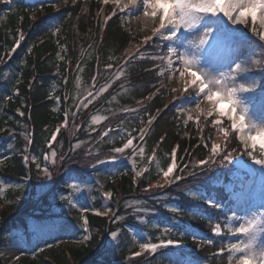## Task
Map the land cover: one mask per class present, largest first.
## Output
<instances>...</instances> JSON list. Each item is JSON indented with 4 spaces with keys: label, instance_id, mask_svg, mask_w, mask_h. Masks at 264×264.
<instances>
[{
    "label": "trees",
    "instance_id": "trees-1",
    "mask_svg": "<svg viewBox=\"0 0 264 264\" xmlns=\"http://www.w3.org/2000/svg\"><path fill=\"white\" fill-rule=\"evenodd\" d=\"M114 9V5L104 4L103 0H9L7 3L0 0V56L10 52L20 33L24 35V40L11 57L0 62V77L6 76V79L0 78V187H5L3 195H0V248L11 244L17 237L15 232H19L28 242L33 237L42 241L50 240L55 250H61L62 254L68 252L73 256V264H97L101 258L105 264H173L168 255H162H171L168 249H159L155 255L148 252L139 256L131 255L138 250V240L141 243H158L160 240L171 239L192 246L198 244L195 235L200 232L213 243L207 244L203 240L201 251H189L180 247L186 255L179 256V259L196 261L197 264H228V239L223 235L212 234V226L216 222H220L222 227L226 223L228 213L225 207L219 210L210 207L202 199L190 198L189 192L203 186L208 195L223 204L229 200L231 205L234 201L230 200V194L224 185L230 181L229 169H236L234 160L244 155L243 146L227 118H222L221 124L213 125L212 121L216 120L214 117L204 121L201 119V122L189 121L186 114L177 112L176 102L164 109L165 94L173 95L166 86L140 107L139 113L123 112L124 108L145 100L158 86L165 84L166 80L157 76L155 70L146 71L153 64H163V61L139 58L128 65L123 76L114 79V74L123 63L122 57L129 49L134 53L141 46L143 50H154L152 54L145 53V56L161 55L156 51L164 50L166 41L153 37L147 45L143 44L140 34L134 33L125 25L126 16L122 20L118 18L123 16L119 9H115L117 16L105 24V18L111 16ZM248 27L251 28L249 25ZM109 64L112 65L110 69L107 68ZM77 65L81 70H78ZM94 76L97 77L95 82L92 79ZM161 79L163 84L159 82ZM260 79L264 85V73H260ZM103 85L111 86L86 109H77L76 105L82 98ZM9 96L11 99H8ZM65 96L68 97L67 100ZM18 108L24 112L23 117L17 114ZM157 109L163 111L151 128L145 129L144 141H134V145L144 147L143 157L138 154L135 158V171L148 168L147 172H142L139 182L137 178L134 180L135 172L128 160L117 162L120 164L118 168H113L111 164L97 169L88 166L95 161L97 146L103 158L112 147L122 146L125 132L138 136V131L134 129L144 127L149 119L146 113L155 115ZM66 111L69 113L67 127L61 128L57 135L58 142H53V148L58 153L62 151L67 154L77 141L83 143L81 149L72 152L71 157L66 158L62 164L58 160L55 168L49 165L54 173L56 186L61 187L66 173L74 171L80 180L90 181L94 186L92 209L103 211V205L107 204L123 217L112 223V216H96L91 210L86 215L90 239L82 245L73 246L71 240H81L79 233H84L79 228L57 229L42 238L29 230V223L37 218L55 219L50 211L54 202L50 193H43L39 208L28 215L31 198L38 191V181L35 178L34 163L29 165L31 179H26L29 173L21 156L26 144L23 134L27 133L33 140L28 146V152L40 157L43 164L42 153L48 150L47 139L64 123ZM72 113H76L75 118ZM93 115L101 117L102 121L94 123L91 119ZM74 125H79V128ZM107 128L114 131L101 140L97 133ZM221 128L228 130L227 137ZM183 130L187 132L185 137L182 135ZM198 132H201V136H197ZM161 136L165 137L163 142H160ZM223 138L228 152L236 150L233 152L234 159L231 164L225 163L224 166L217 162L213 166L214 170L206 177L200 168L195 167L198 160H204L209 155L210 149L204 147V142L211 145ZM177 145L178 169L173 175L179 174L183 179L163 189L150 187L156 185L157 180L162 177L157 164L166 168L170 162L171 150ZM89 148L93 149V156L85 154ZM153 149L156 150V160L149 164L148 157L152 155ZM125 155L130 157V150H126ZM184 164H189L198 173V177L179 172ZM217 173L223 175L219 177V183H214L218 179ZM17 184L20 185L18 189L15 187ZM145 188L150 190L145 192ZM63 191L67 192L68 189L64 188ZM105 191L113 192L110 201L103 200L102 193ZM17 197H21L19 201ZM137 200L141 201L140 205L136 204ZM171 204L180 208L181 214L168 211L165 205ZM134 205L154 208L161 214H149L146 223H142L132 212ZM67 214L63 216L66 217ZM71 214L75 215L77 212L72 211ZM56 218L54 221L57 224L71 221ZM129 227L136 231L138 240L133 237ZM117 229L119 246L106 252L108 234ZM222 247L225 248L224 253L217 255ZM47 250L45 247L39 255L33 254V257L27 259V264L45 262L44 254Z\"/></svg>",
    "mask_w": 264,
    "mask_h": 264
},
{
    "label": "snow or ice",
    "instance_id": "snow-or-ice-1",
    "mask_svg": "<svg viewBox=\"0 0 264 264\" xmlns=\"http://www.w3.org/2000/svg\"><path fill=\"white\" fill-rule=\"evenodd\" d=\"M9 2V0H4ZM112 2L119 8L120 13L123 16L118 17L123 19L124 16H133L141 11L143 18H147L151 21L153 27L151 29L152 35L144 37L142 43L147 45L149 41H152L153 37H159L162 41H167L165 45L167 48V55H149L145 56L147 49L143 51L137 48L133 53L131 49L128 50L126 55L122 57L123 63L119 66L118 71L114 74V79H119L125 74V69L136 59H151L153 61H163V64H153V66L146 71H156L157 76L165 77V73L169 75L166 77L169 81L176 78L178 73L179 79L183 81V92H187L189 88L192 89L194 95L188 100L182 101L181 106L177 108L178 113L184 111V105L189 103H196V111H203L200 108L199 100H206L211 105L210 110L207 111V116L213 115L226 117L231 123V129L236 133V137L239 143L243 146L244 153L251 160L252 164L259 166V173L261 176V193L259 206L255 203V196L251 189V181L246 178V175H242L241 172L246 170L247 174L255 175L257 169L252 168L244 160L236 158V169L233 171L229 169L228 175L230 177L229 183L224 185L226 191L230 194V200L235 201L236 206L239 208L241 204H245L243 208V215H237L235 211L232 212V216L227 218V222L224 227L227 228L228 233L231 236H235L236 242H229L227 245V251L229 252V264H264V124H258L253 118L252 113L255 112L257 105V96L259 97V105L264 108V85L260 84L254 76L248 75L256 69H264V31H257L256 24L259 23L261 27H264V0H112ZM104 4H108L109 0H103ZM117 12L114 9L111 16L105 18L106 24L112 17H116ZM137 19H140V15H136ZM249 21L252 23V27L249 28ZM242 26V27H241ZM59 31V29H56ZM251 33V34H250ZM257 37L258 39H253ZM24 40L23 33H20L18 38L15 39L14 46L10 52L5 56H0V62H4L6 58H10L20 45V42ZM243 57V58H242ZM259 57V58H257ZM203 61V63H202ZM112 65H107V68H111ZM221 67H227L228 71H220ZM78 70L79 65H77ZM6 79V76L0 77ZM95 82L97 77L94 76ZM163 84V79L159 81ZM67 83V78H65ZM154 86V85H153ZM108 85L101 86L94 93L89 92L88 96L91 98H85L80 104L76 105L77 109L87 108L94 99L99 97L101 93L107 90ZM257 88H261L259 93L256 92ZM153 93L146 99L151 100L156 94ZM172 92L180 91L173 88ZM19 94V89H16V95ZM11 99V96L8 97ZM67 100L68 97L65 96ZM59 102V97L56 98ZM138 104L142 102L138 101ZM223 105L224 107H221ZM168 105L165 104L164 109H167ZM140 109L124 108L123 112L127 113H139ZM162 109H157L155 115L146 113L149 116L147 124L144 127H140L138 130V136H132L130 133L125 132L122 146L112 147L108 154L101 158L99 148L97 146L95 150V161L89 163V167L97 169L99 165L111 164L113 168L120 166L117 161L123 163L129 158L132 159V167L135 172L134 180L141 177L142 172H147L148 168L142 171H135L136 160L135 157L139 154L143 157L144 147L142 145L134 146V141H144L146 131L150 129L153 122L156 121L161 113ZM17 114L20 117L24 116V112L17 109ZM68 112H65L64 123L56 128L50 138L47 139L46 146L47 151L42 153L43 164L40 161V157L32 155L28 152V146L33 143L32 138L27 133H24V139L26 141L25 149L21 153L24 166L28 169L29 175L27 180L31 179L30 164H35L36 176L38 181H41L38 185L39 191L45 194H51V200L55 202L57 199L60 201H67L70 206H76L79 203L78 197H84V189L81 185H87L86 180H73L72 182L65 181L61 187L56 186L54 180V173L50 170L49 165L53 168L57 166L59 160L61 164L66 158H70L72 152L80 148L82 141L71 146L69 153L65 154L62 151L57 152L53 148V142L57 141V135L60 133L61 128H66L68 123ZM75 118L76 113H72ZM95 123L100 120L101 117L93 115L91 117ZM189 120L192 119L188 116ZM143 124V121H141ZM213 125L221 124L220 120H213ZM75 128H79V125H74ZM224 132L225 137L228 136L227 129H220ZM95 131V129H93ZM114 131L112 128L97 133L98 137L103 140L104 137H108L110 132ZM202 131V129H201ZM187 134V133H185ZM164 136H161L160 142H163ZM205 139V137H201ZM179 145L172 148L169 160L166 168L158 167V171L162 174L164 183L157 182L156 185L150 186L157 189H163L166 186H171L173 183L180 181L183 177L179 174L173 175L174 171L178 169L177 164V149ZM204 147H208L205 143ZM259 150V158L256 150ZM126 150H130L131 157L125 155ZM228 152L225 147L212 142L209 155L204 160H198L195 167L201 169V173L204 176H208L214 169L213 166H224L225 163L231 164L234 156L233 152ZM88 156H93L94 152L92 148H89L85 153ZM4 159H7L5 157ZM180 159H183L182 157ZM156 160V150L153 149V153L148 157L149 164ZM179 172L186 173L187 176L197 178L198 173L189 166L184 164L179 168ZM222 173H217L218 179L214 183H219V177ZM15 187L18 189L20 185ZM68 189L67 192L63 189ZM150 188H145L144 191L148 192ZM3 194V189L0 188V195ZM190 198H198L204 200L210 207H215L218 210L225 207L222 202H219L216 198L208 195L207 190L201 186L196 191L189 192ZM113 197L112 191H105L102 193V198L105 201H110ZM21 197H17L19 201ZM155 199V197H153ZM146 203V202H144ZM137 205L141 204V201H136ZM61 207L63 205H60ZM104 211L99 209H91L96 216H108L112 213V223L123 219L113 207L105 204L103 205ZM166 209L172 213L178 214L181 209L178 207H169L165 205ZM231 211V209H229ZM89 211L87 207H81V217L79 224H71L67 221H62L57 224L56 221L50 218H37L29 223V230L38 237H44L51 235L57 229H76L79 228L84 233L88 232V220L83 216L84 212ZM138 213H149L155 215L154 208L148 207H136ZM195 214V213H193ZM138 221L142 220L141 217L136 218ZM142 231V229H141ZM212 234L214 236L223 235L222 224L216 222L212 226ZM15 235L19 238L21 233L15 232ZM119 229L110 231L108 239L105 244V251L108 252L115 247H118ZM85 241L89 240L88 235H84ZM207 244H212L211 239L202 237ZM52 244L46 243L45 247H52ZM171 246V247H170ZM141 252L134 253V256L141 255L142 252H148L153 255L159 249H168V253H162V255H168L170 260H173V264H197L196 261L179 259V256L186 255L180 248L179 241L171 239L160 240L158 243H141ZM44 248H39V251H43ZM225 248H220L217 255L224 253ZM175 258V259H174ZM14 259L18 260L16 256ZM97 264H105L103 258L97 261Z\"/></svg>",
    "mask_w": 264,
    "mask_h": 264
},
{
    "label": "rangeland",
    "instance_id": "rangeland-1",
    "mask_svg": "<svg viewBox=\"0 0 264 264\" xmlns=\"http://www.w3.org/2000/svg\"><path fill=\"white\" fill-rule=\"evenodd\" d=\"M109 4L115 5L112 2V0H109ZM115 9H117L116 5H115ZM136 15H140L141 18L137 19ZM125 25L127 26L128 29H131L132 31H134V33L140 34L142 39H144L143 37L152 35L151 29H152L153 25H152L150 20H148L147 18H143V16H142V8H141V11L139 13L134 14L131 17L126 16ZM248 25L249 26L252 25L251 21H249ZM250 27H252V26H250ZM256 28H257V31H264V27H261L259 23L256 24ZM253 39L255 40V39H258V38L257 37H253ZM167 43L168 42L166 41L165 45ZM140 50H143L142 46L140 47ZM157 51H156V53L157 54H161V56H166L167 55V48H165L164 50H161V52L160 51L157 52ZM153 52H154V50H152L151 48H147V51L145 53L152 54ZM257 58H259V57H257ZM202 63H203V61H202ZM219 70L220 71H228V68L227 67H221ZM261 72L264 73V69H256L255 71L249 73L248 75L254 76L256 78V80L260 84H262V79H260V73ZM168 75H169L168 73H165V77H163L166 80L165 84H166L167 90L171 91L173 88H176V89H179L180 91L173 92V95H171V96H168V93H166L165 96H164V98H166L165 99V104H167L169 106L170 104L176 102L174 104H177V108H179L181 106V102L185 101V100H188L190 98V96L194 95V93L192 92L191 88H189L187 92H183L182 91L183 88H184V83H183V81H181L179 79L178 73L176 74V78L172 79L171 81H169L166 78ZM110 86L111 85H108L107 90L109 89ZM260 91H261V88H257L256 92L259 93ZM171 93H172V91H171ZM198 102L200 104V108L203 111H201V112L196 111V103L193 102V103L185 104L184 105V111L182 113H180V114H186L187 117L188 116L192 117L191 120H195V121L200 120V122H201V119L204 121L207 118H209L207 116V111L210 110L211 105H209V103L206 100H202V99H200ZM221 107H224V106L221 105ZM177 108H176V110H177ZM211 117H214L216 120H218V119L220 120L222 118H226V117H220V116H216V115H213ZM252 118L258 124H264V108H261V106L259 105V97L258 96H257L256 109H255V112L252 113ZM191 120H189V121H191ZM101 121H102V118L100 120L96 121L95 123H99ZM202 125H204V123H202ZM185 133H187V132L185 130H183V132H182L183 137H185L187 135ZM197 136H201V132H198ZM224 141L225 140L223 138V139H221V140H219V141H217L215 143H217V144H219L221 146H224L223 145ZM205 143L208 144V148L210 149L211 145L207 141H205L204 144ZM134 146H136V145H134ZM80 149H81V146H80V148L76 149L75 151H79ZM255 154H257V156L259 158V150L258 149L256 150ZM32 155H34V154H32ZM240 159L244 160L248 165H251L252 168L257 169V172H256L255 175L247 174L246 170L242 171L241 174L242 175L244 174L247 177H249V181H251V189H252L253 194L255 196V203H256L257 206H259L260 199H261V197H260V193H261V176H260V173H259V166L255 165V164H252L251 160L246 156V154L242 155V157H240ZM128 161H129L130 164H132V159L131 158H129ZM117 162H119V161H117ZM233 165L236 166V159L234 160ZM100 166L103 167V166H105V164L104 165H99L98 167H100ZM73 180H80V178L74 171H68L66 173V176H65V181L72 182ZM97 181L98 180H96V182ZM157 182H159L161 184L164 183L163 178L161 177ZM157 182H156V184H157ZM40 183H41V181H38V185H40ZM81 187L84 189L85 195H84V197H78L79 203L76 206H70L67 203V201H60L59 199H57L54 202L53 207L50 210V211H52V215L55 216L54 220L57 219L56 217L62 218L64 220L71 219V221H69L70 223H72V224H77L78 223L79 224L81 222L80 221V217L82 215L81 207H87L89 209V211L83 213V216H85V217H86V214L91 211L92 206H93L92 205V197H93V187L94 186L90 183V181H88L87 185H81ZM0 188L3 189V193H4L5 187L2 186ZM42 194H43V192H40L39 188H38V191L36 192V195L31 198V205H29L28 215L30 213H33V211H35L36 208L37 209L39 208V206L41 205L39 200L42 199V197H40V196H42ZM60 205H63V206L61 207ZM136 207H140V206L134 205L132 207V212L136 215V217H141L142 218V220H141L142 223H143V221H144V223H146L149 213H138V212L135 211ZM169 207H177V206H175V204H171ZM244 207H246L245 204H241V206L239 208L236 206V204L231 206V207H227L228 209H231V211L229 210V212H230L229 217L232 216V212L233 211H235L237 213V215H243V208ZM72 211H76L77 214L72 215L71 214ZM155 212H157L159 215L161 214L158 211H155ZM65 213L66 214L68 213L66 215V217L63 216V214H65ZM179 214H181V213L179 212L178 215ZM108 216L111 217L112 213H109ZM75 218H76V220H75ZM129 229L132 232L133 237H135V239L138 240V238L136 236V231H134L133 227H129ZM222 229H223L224 232H226V234L228 236L227 239L229 238V240H228V242L226 244V247L229 244V242H236L237 238L235 236H231L228 233L227 228L224 227ZM83 236L84 235L82 233H79V237H81V240H74V239L71 240L73 242L71 244V246H73V245H82V244L86 243V241L83 239ZM202 237H203V235L201 233H198V234L195 235V238L198 240V244L197 245H192L191 246V245H184L183 244L182 247L184 249L189 250V251L198 250L200 247L203 246V242H202L203 239H201ZM146 239H148V238L146 237ZM262 239H264V238H262ZM46 243L50 244V240H46L45 239V241H42V240H39V239L33 237V239H30L29 242H28L24 237H19V238L16 237L11 244H9L6 247L0 248V259L2 261V264H27V259L29 257H33L34 256L33 254H38L39 255L40 253H42V251H39V248H45V244ZM140 244H141V241L138 240L136 245L139 248V252H141ZM54 248L55 247H52V248L51 247L50 248L47 247V249H48L47 253L44 254V257H46V260H45V262H41V264H63L62 262H64V264L65 263L73 264V259L74 258H73V256L70 253L67 252V253L62 254L63 252L61 250H57V249L55 250ZM31 250H33V252H31ZM16 256L19 257L18 260L14 259V257H16ZM233 264H234V262H233Z\"/></svg>",
    "mask_w": 264,
    "mask_h": 264
},
{
    "label": "bare ground",
    "instance_id": "bare-ground-1",
    "mask_svg": "<svg viewBox=\"0 0 264 264\" xmlns=\"http://www.w3.org/2000/svg\"><path fill=\"white\" fill-rule=\"evenodd\" d=\"M83 234L85 235L86 233H83ZM137 252H139V248H138ZM137 252H136V253H137ZM143 253H144V252H143ZM143 253H141V254H143ZM131 256H134V255L132 254Z\"/></svg>",
    "mask_w": 264,
    "mask_h": 264
}]
</instances>
